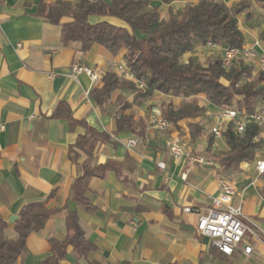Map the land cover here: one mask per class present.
Segmentation results:
<instances>
[{"label":"crops","instance_id":"crops-1","mask_svg":"<svg viewBox=\"0 0 264 264\" xmlns=\"http://www.w3.org/2000/svg\"><path fill=\"white\" fill-rule=\"evenodd\" d=\"M41 1L0 0V214L8 222L6 234L15 236V223L28 203L45 201L55 193L48 206L58 210L41 230L28 236L27 252L17 264H40L50 255V240L66 236L68 210L78 213L85 236L97 244L98 250L89 259L80 257L69 246L65 264H90L91 259L100 264H264L262 243H254L248 255L243 250L245 240L233 255L227 256L215 249L210 238L196 231L199 216L219 192L221 176L236 184L233 203L241 204L246 215L264 225V179L252 184L257 174L254 162L238 169L222 168L217 155L229 149L225 137H213L209 145L218 109L203 95L198 96L207 111L194 120L203 128L195 139L186 120L180 128L159 130L150 124L155 109L162 111L163 105L170 103L179 106L192 98L156 92L152 99L132 108L135 119L146 125L144 137L126 130L116 132L113 113L117 106L111 105L103 112L91 97V90L101 87L102 82L95 85L85 73L73 77L71 66L76 62L88 65L103 78L108 70L113 71L112 61H124L125 51L113 56L98 44L87 52L82 51L79 42L64 44L62 25L71 19L63 18L61 24L49 22L39 14ZM222 1L233 6L240 0ZM198 2L173 0L171 7L177 10ZM151 6L167 17L168 5L153 0ZM249 12V16L247 12L239 15L245 45L259 41L256 49L264 52V39L260 37L264 8L253 1ZM102 19L93 17L92 22ZM107 20L125 26L117 18ZM222 54L220 45H199L182 61L194 59L206 64ZM244 62L254 67L255 74L260 72L257 64ZM122 94L130 101L134 99L130 91ZM61 102L70 107L75 119L108 132L117 142H99L94 150L95 163L115 160L125 164L120 177L111 171L104 178L90 180L87 195L94 211H87L70 197L87 159L85 152H71L70 147L86 130L80 125L72 128L66 119L53 116ZM177 135L193 155L212 160L214 165L175 161L167 141ZM133 138L138 142L131 147L128 142ZM159 162L165 168L159 167ZM187 206L201 210L187 213L183 210Z\"/></svg>","mask_w":264,"mask_h":264},{"label":"trees","instance_id":"trees-1","mask_svg":"<svg viewBox=\"0 0 264 264\" xmlns=\"http://www.w3.org/2000/svg\"><path fill=\"white\" fill-rule=\"evenodd\" d=\"M160 1L168 5L166 18L161 16L158 8L151 6L153 0L41 1L39 14L49 22L61 24L63 18L71 19L62 25L64 44L79 42L83 52L98 44L113 56L125 51L123 58L126 65L136 79H145L146 87L140 89L134 80L121 79L108 70L102 78V86L91 90V97L103 112H107L111 105L117 106L113 113L116 132L126 130L144 137L146 125L142 120L135 119L132 108L152 99L156 92L192 98L179 106L172 103L163 105L162 113L175 128H180L182 121H189L194 139L203 132L194 120L207 111V106L198 101L200 95L218 110L237 108L252 114L263 105L264 71L255 74L254 67L242 60L227 71L220 56L208 60L206 64L194 59L183 62L182 57L199 45L242 48L245 36L240 29L239 15L247 12L249 16L253 1L264 8V0H240L233 6L222 0H199L177 10L171 7L173 0ZM93 17L103 19L92 22ZM109 17L121 20L125 26L109 22ZM260 37L264 39V30ZM122 91H130L134 99L130 101ZM53 116L66 119L72 128L80 125L86 130L70 147L71 152L81 150L87 154L82 164L83 174L73 183L70 197L87 211H94L96 208L87 195L90 180L93 177L104 178L111 171L120 177L125 166L124 162L115 160L95 163L94 150L99 142H117L108 132L75 119L65 102L59 104ZM213 137L210 136L209 145ZM224 137L229 149L217 155L222 168L238 169L244 163L254 162L257 153L264 149L262 128L254 123H248L245 133L240 135L236 132V123L231 122L224 131ZM54 195L52 193L45 201L31 202L22 208L14 226V237L6 234L8 222L0 214V264H17L19 257L27 252L28 236L41 230L58 212L48 206V200ZM66 226L65 238L50 240L51 253L40 264H65L69 246L80 257L89 259L98 250L97 244L85 236L76 211H67ZM89 263L100 264L95 259L89 260Z\"/></svg>","mask_w":264,"mask_h":264},{"label":"built area","instance_id":"built-area-1","mask_svg":"<svg viewBox=\"0 0 264 264\" xmlns=\"http://www.w3.org/2000/svg\"><path fill=\"white\" fill-rule=\"evenodd\" d=\"M21 45V43L18 44V46ZM258 45L259 41H255L253 45H244L242 48H223L222 64L224 69L228 71L239 60H243L257 64L258 69L264 71V52L257 51L256 47ZM111 69L121 79L134 80L138 88L144 89L146 87L145 79H136L134 73L124 61H112ZM71 71L73 77L80 73L87 74L95 85L102 82V76L88 65L76 62L71 66ZM231 122L236 123V132L240 135L245 133L248 123L260 126L264 139V104L252 114L237 108L225 107L219 109L215 124L211 127V134L215 138L223 137L225 129ZM150 124L154 128L164 131L172 128L171 123L164 118L162 111L159 109L153 111ZM137 142L138 139L133 138L128 142V145L133 147ZM167 148L175 161L191 160L200 164L214 165L212 160L193 155L178 135L171 136L168 139ZM254 164L257 174L252 184H255L264 175V149L257 153ZM158 166L165 168L163 162H159ZM236 194L235 182L229 177L221 176L219 178V192L211 198L210 206L199 216L196 227L199 235L210 238L213 245L227 256L233 255L245 240L247 244L243 250L248 255L252 254L254 243L264 244V225H261L253 217L246 215L241 204L235 205L233 203V197ZM183 210L192 213L199 212L201 209L187 206Z\"/></svg>","mask_w":264,"mask_h":264},{"label":"water","instance_id":"water-1","mask_svg":"<svg viewBox=\"0 0 264 264\" xmlns=\"http://www.w3.org/2000/svg\"><path fill=\"white\" fill-rule=\"evenodd\" d=\"M15 218L17 219V216ZM10 221H14V220L11 219Z\"/></svg>","mask_w":264,"mask_h":264},{"label":"rangeland","instance_id":"rangeland-1","mask_svg":"<svg viewBox=\"0 0 264 264\" xmlns=\"http://www.w3.org/2000/svg\"><path fill=\"white\" fill-rule=\"evenodd\" d=\"M215 57V56H214Z\"/></svg>","mask_w":264,"mask_h":264}]
</instances>
